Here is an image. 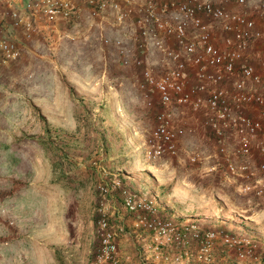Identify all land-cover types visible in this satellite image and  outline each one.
Wrapping results in <instances>:
<instances>
[{
    "label": "built area",
    "instance_id": "obj_1",
    "mask_svg": "<svg viewBox=\"0 0 264 264\" xmlns=\"http://www.w3.org/2000/svg\"><path fill=\"white\" fill-rule=\"evenodd\" d=\"M255 14L233 11L210 0H27L24 14L11 11L12 25L27 39L39 33L54 39L60 24H70L87 9L93 18L112 13L118 24L133 21L135 52L114 42L122 64L140 71L139 88L149 108L157 106L155 125L145 145L150 161L178 157L186 129L174 114L187 109L202 117L208 136L217 144L225 176L241 178L242 193L264 197V0ZM244 8L247 0H236ZM217 26H216V25ZM3 22L0 19V29ZM109 44V40H105ZM154 48L165 58L164 70L149 66ZM18 44L1 36L0 70L20 57ZM235 147H231L232 145ZM233 149V150H232ZM258 159L256 168L232 158ZM191 161H201L199 153ZM223 164V163H222ZM98 185L97 244L91 264H120L119 230L106 199L118 195L138 232L150 239L154 258L164 264H215L233 254L239 262L264 264V244L224 227L174 219L156 202L130 188L120 176L104 170ZM0 217L8 219L0 192ZM10 225L13 220H7ZM225 264H231L225 262Z\"/></svg>",
    "mask_w": 264,
    "mask_h": 264
},
{
    "label": "rangeland",
    "instance_id": "obj_2",
    "mask_svg": "<svg viewBox=\"0 0 264 264\" xmlns=\"http://www.w3.org/2000/svg\"><path fill=\"white\" fill-rule=\"evenodd\" d=\"M210 1L227 8L236 0ZM261 4V0H247V5L240 10L249 15L255 14ZM136 34V26L131 20L125 24H118L110 12L106 13L104 18H93L89 10L85 9L80 16L75 18L73 27L67 34L48 41L49 45L57 41L58 48L40 49L37 51L40 58L26 61L24 64H19L16 60L0 70L1 196L7 192L3 183L7 180H13L15 184L22 183L18 173L35 165L32 163L27 166L25 161L19 159L18 154L29 153L31 156L38 152L43 154L42 150L44 145L48 144L47 138L50 137V131L54 135L57 133V182L59 187L63 185L64 190L67 189L68 195L73 194L74 208L70 214L82 219L81 233L85 238L83 250L88 251V257H86L88 261L82 263L80 256L74 258L73 264H91L93 260L97 244L96 209L100 200L98 185L105 180L104 170L113 174L117 169L112 167L107 159H104L108 143L117 144L118 141L121 143L123 138L125 141L121 146L123 153L127 154L132 151V153H139V156L148 163L169 165L171 172L168 177L169 186L160 191L158 196H154L159 202L168 197L172 199L173 188L181 183L184 177L186 181L197 179L199 182L201 179L206 184L211 180L214 182L226 180L222 169L211 171L213 163L204 167L202 161H191V157L197 154V150L201 151L194 140L181 157L179 155L180 160L177 157L157 161H150L146 158L145 145L155 125L154 115L157 106L152 109L148 107L139 88L140 71L134 67H125L122 64L119 50L114 45L116 40L121 39L124 46L133 54ZM105 40H109L110 43L106 44ZM151 49L153 52H158L154 48ZM149 66L152 67L151 64ZM84 89L89 93V97L82 99L79 91ZM50 92H55V98L58 100L57 113H43L36 106L39 99L49 100ZM67 104L72 105L74 110L73 108L70 110ZM53 117L57 120L77 122V127L50 129L48 119H53ZM42 118L46 119V124ZM46 128L49 129L46 130ZM192 132H194L191 133L193 137L198 133L195 130ZM37 138L44 140L45 143L38 146ZM178 168L182 172L181 175ZM197 170H202L204 177H197L196 175H199ZM234 180L239 186L236 193L240 202L252 197V195L242 193L243 180L241 178H234ZM209 195L210 193L205 192L203 198L208 201ZM77 201H82L81 205ZM106 202L112 221L117 226L124 227L123 231L119 230V241L123 234H131L126 247L129 248L130 253L135 254L132 264H164L154 257L149 258L147 248H150L149 245L152 244L150 239L144 242L142 239L139 241L134 238L136 235L132 232L137 229L129 227L127 222H133L135 218L125 210L118 211L113 208V205L118 209L123 208L120 197L115 194L108 196ZM3 203L5 207L9 206ZM175 205L172 211L164 210L163 212L174 219H180L177 215L181 214L182 208H178L176 203ZM10 210L12 217L15 216L13 218L16 220L15 210L12 208ZM192 211L190 209L189 215L181 219L196 221L204 225L201 219L193 216ZM171 212L177 215H172ZM218 212L221 215L223 209L220 207ZM43 219L41 215L37 216V223H43ZM5 220V217H0V239L9 233L13 234L16 227L15 225L13 229L7 228ZM221 227L240 236L254 238L264 244V239L248 232L245 233L242 229ZM227 262L257 264L239 262L233 254Z\"/></svg>",
    "mask_w": 264,
    "mask_h": 264
},
{
    "label": "crops",
    "instance_id": "obj_3",
    "mask_svg": "<svg viewBox=\"0 0 264 264\" xmlns=\"http://www.w3.org/2000/svg\"><path fill=\"white\" fill-rule=\"evenodd\" d=\"M26 2L27 0H0V19L3 22V27L0 29L1 36H6L18 44L21 52L20 57L17 59L19 64L40 58L37 52L40 49L50 50L58 48L59 45V43H56L57 41L49 45L48 41L54 39H47L43 33L27 39L22 30L13 27L10 16L11 11L18 9L23 16L28 17L23 10ZM234 3L229 4L227 8L240 11V7L234 6ZM73 23L60 24V31L54 34V38L67 34L69 29H72ZM147 58L156 72L164 70L166 60L161 52L150 50ZM54 93L50 92L49 100L39 99L37 101L36 106L43 113H57L58 100L55 98ZM79 96L85 99L89 97V93L85 89L80 90ZM70 104L67 105L71 110L73 107ZM174 117L176 125L186 129V133L180 141L182 151L180 157L189 148V145L193 144L194 140L197 142L198 149L201 150H197V153L200 154L204 167L211 163L215 167L224 165L223 158H218L217 144L207 135L202 117L197 118L187 109L177 110ZM48 124L50 129L55 130L77 127V122L57 120L54 117L48 119ZM49 128H46V130ZM193 130L198 132L194 137L191 134L194 133ZM56 134L54 135L50 131V137L47 138L48 144L44 145L42 150L43 154H39V152L33 156L23 152L22 155L21 153L18 154L19 159L25 161L27 166L35 163L33 167H27L18 173L21 177L20 181H23L22 183L15 184L13 180H7L2 184L4 189L7 190L5 195L2 196V200L15 210L18 220H14L13 217L15 216L12 217L11 210L7 206L6 208L9 210L7 218L13 220L14 224L10 226L8 219L5 218V226L13 229L16 225L17 228H14L13 234L9 233L0 239V264H73L74 258L80 256L82 263L88 261L86 258L88 257V251L83 250L85 238L81 233L82 219L79 216L70 214L74 208L73 194L68 195L67 189L64 190L63 185L59 187L57 182L58 144ZM120 142L118 141L117 144L108 143V150L104 158L111 163L112 167L117 168L113 175L123 178L134 191L153 199L160 209L170 212L175 208L176 203L178 208H182V212L179 215L174 212H171V214L177 215L179 218L188 216L190 209H192L193 216L201 219L204 226H226L232 229L236 227V229H242L245 233L248 232L255 237L264 239V197L252 196L247 201L240 202L236 193L239 186L230 176H226L224 182H222L223 180L215 182L211 180L208 184L201 179L199 182L197 179L193 181L187 179L186 181L184 179L186 177H184L182 182L173 188L172 199L168 197L161 199L160 202L156 201L154 196H158L160 191L169 186L168 177L171 173L169 165L148 163L139 156V153H132V151L127 154L123 153L121 146L125 141L122 138ZM41 143L44 144L45 141L37 138L36 144L39 146ZM235 146L233 144L231 147ZM180 157L178 156L177 159L180 160ZM232 161L237 164L247 163L253 168L258 165V159L250 157L236 156L232 158ZM178 171L181 175L180 168H178ZM197 171L199 172V175H196L197 177H204L202 170ZM205 192L210 193L208 201L203 198ZM68 197L70 198L68 199ZM77 203L81 205L82 201H77ZM220 207L223 209L221 215L218 212ZM113 208L124 211V208L118 209L115 205H113ZM39 215L44 218L41 224L37 223L36 220ZM127 223H129V227H134V221H128ZM132 233L136 235L135 239L148 241V238L141 234L142 232L134 230ZM129 235L131 234H123L119 241L121 264H132L135 257V254L130 253L129 248L126 247ZM149 247L147 248L150 254L149 258L154 257L152 246L149 245ZM84 257L85 260H83Z\"/></svg>",
    "mask_w": 264,
    "mask_h": 264
},
{
    "label": "trees",
    "instance_id": "obj_4",
    "mask_svg": "<svg viewBox=\"0 0 264 264\" xmlns=\"http://www.w3.org/2000/svg\"><path fill=\"white\" fill-rule=\"evenodd\" d=\"M42 119H43L44 124H46V119L45 118H42ZM225 255L226 254L224 252H221L220 254H218V257H217L215 264H225V262L227 261V260L223 259ZM120 264H121V262H120Z\"/></svg>",
    "mask_w": 264,
    "mask_h": 264
}]
</instances>
